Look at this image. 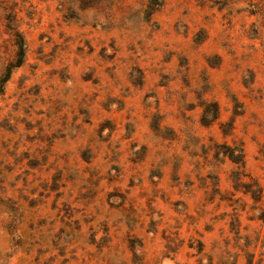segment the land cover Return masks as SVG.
I'll list each match as a JSON object with an SVG mask.
<instances>
[{
	"label": "rangeland",
	"instance_id": "1",
	"mask_svg": "<svg viewBox=\"0 0 264 264\" xmlns=\"http://www.w3.org/2000/svg\"><path fill=\"white\" fill-rule=\"evenodd\" d=\"M0 264H264V0H0Z\"/></svg>",
	"mask_w": 264,
	"mask_h": 264
},
{
	"label": "trees",
	"instance_id": "2",
	"mask_svg": "<svg viewBox=\"0 0 264 264\" xmlns=\"http://www.w3.org/2000/svg\"><path fill=\"white\" fill-rule=\"evenodd\" d=\"M20 50H19V58L16 62L15 65H19L20 62H21V58H22V55H23V50H22V45L19 46ZM234 151L231 150L230 152H228V156L231 158L232 161L234 162H242V151L241 149L238 151V153H236V155H234L233 153Z\"/></svg>",
	"mask_w": 264,
	"mask_h": 264
}]
</instances>
